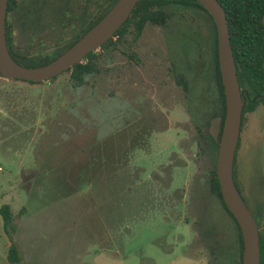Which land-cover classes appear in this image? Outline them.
<instances>
[{
    "label": "rangeland",
    "instance_id": "obj_1",
    "mask_svg": "<svg viewBox=\"0 0 264 264\" xmlns=\"http://www.w3.org/2000/svg\"><path fill=\"white\" fill-rule=\"evenodd\" d=\"M55 1L31 23L37 12L17 0L7 15L16 52L49 51L79 29L80 13ZM166 9L165 39L149 22L135 38L128 31L117 49L95 50L80 84L67 71L34 82L0 72V204L26 208L12 221L25 238L22 264H233L235 224L207 183L211 83L191 67L196 50L182 31L198 28L205 46L207 18ZM169 54L190 63L187 90L156 86L169 79ZM243 121L235 168L263 215L264 106Z\"/></svg>",
    "mask_w": 264,
    "mask_h": 264
},
{
    "label": "water",
    "instance_id": "obj_2",
    "mask_svg": "<svg viewBox=\"0 0 264 264\" xmlns=\"http://www.w3.org/2000/svg\"><path fill=\"white\" fill-rule=\"evenodd\" d=\"M211 16L216 33L217 63L224 98V114L211 116L206 129L217 138L215 174L221 197L235 218L242 239L240 264H259V228L233 178V158L238 139L243 100L240 96L229 32L223 7L217 0H197ZM136 0H114L105 12L69 46L46 63L27 66L17 62L5 40L7 0H0V72L7 78L40 81L66 70L87 52L100 46L125 20Z\"/></svg>",
    "mask_w": 264,
    "mask_h": 264
},
{
    "label": "trees",
    "instance_id": "obj_3",
    "mask_svg": "<svg viewBox=\"0 0 264 264\" xmlns=\"http://www.w3.org/2000/svg\"><path fill=\"white\" fill-rule=\"evenodd\" d=\"M100 1V0H99ZM114 0L109 1H100L98 2L99 6L96 8V15L92 19H88L86 25L79 27L76 31L72 41L65 42L63 44L55 43L53 48H51L47 52L33 54L26 52L24 54H20L15 52L12 48V40H11V31L10 25L8 20V13L10 10L17 6L15 0H7L6 6V14H5V40L8 51L12 55V57L19 63L27 66H34L46 63L47 61L51 60L57 54H59L62 50H64L67 46H69L73 40H75L81 33H83L89 26H91L110 6V4ZM221 6L223 7L225 18L227 22L228 32H229V39H230V46L232 50V55L234 59V64L236 66V52L240 53L245 51L246 59L248 61V52L251 50V40L249 33L257 30L258 28L263 27L261 22L262 16L264 14V0H217ZM106 2V3H105ZM105 3V4H104ZM167 3L176 4V5H188L189 7L199 8L203 11V14L207 18V21L211 24L213 29V46H214V57H215V73L217 79V96L220 97L221 102V109L219 107L216 108L215 113L220 115V121L222 122L223 114H224V98H223V91H222V84L220 79V73L218 69L217 63V51H216V33H215V26L213 20L209 13L203 8L197 0H136L132 9L130 10L129 14L125 18V20L114 30L111 37H109L105 42H103L97 48L103 49H117V45L119 42L123 41L124 35L130 31L133 38L137 37L140 34L143 25L146 22H162L163 19L167 16H170V12L166 9ZM166 4V5H165ZM59 7L56 9L58 10ZM58 12V11H56ZM65 13V11H63ZM79 19H82L80 17ZM61 45V46H60ZM87 52L79 61L73 63L70 67L66 70L68 72V77L73 83L80 84L83 80L85 74L92 72L94 68V62L97 57L96 49ZM129 57H133L130 52H127ZM248 70V77H251L255 74V69H253L252 64L248 61L247 66ZM56 75L50 76L49 79H53ZM13 79H20L27 82H34L33 80H25L21 78H13ZM48 79V78H47ZM186 89V86H183ZM253 90L257 91L258 88H254ZM254 102L250 103L248 106L249 109L252 108ZM247 108L246 105L242 107V115H241V122L244 118V111ZM206 136L210 138L209 133L206 131ZM214 157V154L213 156ZM207 183L209 186V190L213 192L218 200L221 202L224 209L227 213L231 216L234 221V226L236 229V255L237 258H234L233 264H240L241 262V252H242V239L238 224L231 214V212L227 209L218 186V180L215 174L214 166H208L207 170ZM23 207H20L17 212H14L10 209L9 204L2 202L0 204V216L2 219V224L5 233L7 234L10 242L6 249V256L8 260L13 264H21L20 257L18 254V250L16 248L15 243L11 240V231L12 229V221L15 217L21 215L23 212ZM258 228H259V249H260V261L259 264H264V213L260 215L258 221ZM223 258V255H221ZM83 264H90L84 262Z\"/></svg>",
    "mask_w": 264,
    "mask_h": 264
},
{
    "label": "flooded vegetation",
    "instance_id": "obj_4",
    "mask_svg": "<svg viewBox=\"0 0 264 264\" xmlns=\"http://www.w3.org/2000/svg\"><path fill=\"white\" fill-rule=\"evenodd\" d=\"M26 1H27L26 4L29 5L28 7L30 10L29 9H23V10L28 12V16L32 13L31 9L35 10V12H37L35 14L36 16L32 15L30 17V19H28L27 21L31 20V23L32 22H38V20L36 19V17L38 18L37 14H38V12H40L39 11L40 9H43V7L46 6V2H48V0H26ZM107 1H109V0H106V2ZM15 2L17 3V6L15 8H17L18 2H17V0H15ZM55 3H56L55 7H57V8L59 7L60 9H64V10L65 9L66 10L72 9V10L79 12L81 17H82L80 23L77 25L79 27L86 25L88 19H92L96 15L95 11L97 8V0H56ZM182 6H188V5H182ZM24 14H25V12H24ZM24 17L26 18V16H24ZM169 17L170 16L165 17L162 22H154V23L149 22V23L154 24L159 29V33L156 37V38H158V40L159 39H165L164 36H166L167 33L170 32L167 30V25H166L167 21H169L168 20ZM261 22L263 24V27L258 28L257 30H254V31L249 33L252 46H251L250 52H248V57H249L248 61H250L253 69H255V72H256L251 77L247 76L248 70H247L246 66H247L248 61L245 57L246 52L245 51H242L240 53L236 52V59H235L236 60V66H235L236 78H237V82H238L240 96L243 100V106L244 105L247 106L243 115H245V113H247V112H253L257 105L264 106V14L262 16ZM47 23H42V25L47 24ZM71 25L74 26L73 24H71ZM204 27H205L207 34L205 35L206 37H204V39H203L204 42H206L205 46L202 45L203 48L200 45L201 44L200 40L197 39V37L199 38L198 28L195 27L194 28L195 30H191V27L189 25H187L185 31H184V29L182 31L185 32L186 34L190 35L189 38L192 41L191 42L192 46L196 50V53L194 54V57L191 60V67L194 66V69H196L197 77L201 78L203 76H206L205 79L207 80L208 84H209V82L211 83V86H207V88L210 89L212 94H213V99H212L211 103L213 104L215 109L217 107H219L221 109L220 97H219V95L217 96V79H216V73H215L213 29H212L211 24L208 23L207 21H205ZM164 30L165 31L167 30L165 32V34H164ZM75 33L76 32H74L72 34L71 38L68 41H72ZM198 49H199V51H198ZM13 50L15 51L14 48H13ZM45 52H47V50ZM130 53L132 55H134V52H130ZM33 54H36V53H33ZM126 55H127V53H126ZM166 57H168V59H167L166 67H165L166 72H164V73L169 77V79H165V81H163L162 78L160 76H158V82H157L156 86H166L167 84H178L182 88H183V86H186V89H184V90H187L188 86L190 84V80H191V76L189 75L190 63H188V61H185L183 63L184 66H182V65L180 66L176 63V61L173 59V57L170 54L168 56H165V58ZM254 88H258L259 90L255 91V90H253ZM252 102H254V104H253L252 108L249 109L248 106ZM215 115L220 116L217 113ZM241 115H242V113H241ZM212 116H214V115H212ZM240 122H241V120H240ZM243 122L244 121L242 120V124H240V127H239L238 139H237V143H236V147H235V151H234L232 171H233L234 182H235L238 190L240 191V193H241V190L243 191L242 192L243 194L241 193V195L244 198L245 202L246 201L248 202L247 205H249L248 207L251 210V212H252V214L255 217L256 222H257L260 215H261L260 210H258V208L256 207L255 204L248 201V198L244 192L243 186L241 185V183L238 179L239 175L237 176V173H238L237 168H235L236 167L235 157L237 156L236 152H237V148L239 145L240 134H241V130L243 127ZM206 131H207V129L205 126V133H206ZM219 132H218V136H219ZM218 136H217V138H218ZM217 138H214L210 135V138L207 137L206 145L204 146V149H207L209 152V158L211 161L210 166H214L215 154H216V149H217ZM213 154H214V157H212ZM236 180L238 181V183ZM235 258H237V256H235Z\"/></svg>",
    "mask_w": 264,
    "mask_h": 264
},
{
    "label": "crops",
    "instance_id": "obj_5",
    "mask_svg": "<svg viewBox=\"0 0 264 264\" xmlns=\"http://www.w3.org/2000/svg\"><path fill=\"white\" fill-rule=\"evenodd\" d=\"M3 202H9L8 200H5ZM26 213V208L25 210L21 213V215L17 216V218H21L24 214ZM11 240L15 243L16 248L18 250V254L20 257V262L22 264L21 256L25 252L26 244H25V238L24 235H22L19 231H17V227L14 224V228L11 231ZM10 242V239L8 238L7 234L4 231L3 224H2V219L0 216V264H13L11 263L7 256H6V249L7 246ZM26 264H29L30 261L29 259H24Z\"/></svg>",
    "mask_w": 264,
    "mask_h": 264
}]
</instances>
